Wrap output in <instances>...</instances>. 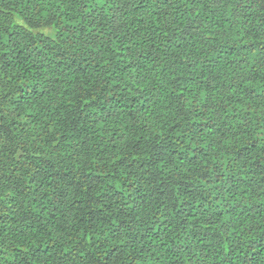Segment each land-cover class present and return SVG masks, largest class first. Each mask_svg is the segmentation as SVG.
<instances>
[{"label": "trees", "instance_id": "trees-1", "mask_svg": "<svg viewBox=\"0 0 264 264\" xmlns=\"http://www.w3.org/2000/svg\"><path fill=\"white\" fill-rule=\"evenodd\" d=\"M0 264H264V0H0Z\"/></svg>", "mask_w": 264, "mask_h": 264}]
</instances>
